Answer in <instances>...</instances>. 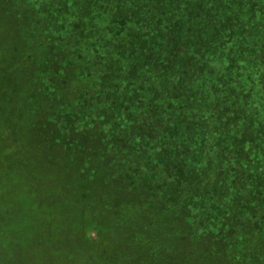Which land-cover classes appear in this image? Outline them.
I'll use <instances>...</instances> for the list:
<instances>
[{"label": "trees", "instance_id": "1", "mask_svg": "<svg viewBox=\"0 0 264 264\" xmlns=\"http://www.w3.org/2000/svg\"><path fill=\"white\" fill-rule=\"evenodd\" d=\"M37 1L39 0L34 2ZM36 5L32 2L23 4V0H0V220H7L8 215H15L20 219L25 217L29 225L40 224L41 233L32 232L28 236L32 245L42 250L47 233L51 231L56 236L59 229L67 228L56 224L64 219L69 220L70 213L76 212V208L80 207L79 203L90 202V195L84 199L86 194L79 197V194L71 193L73 185L82 187L81 184L88 177L87 169L91 168L95 160L90 151L86 153V145L82 150L75 149L71 144L72 139L77 136L73 134L72 129L67 134L66 128L62 134L65 137L61 136L56 141L49 136L42 137L48 148L51 147V151L44 148L47 151H44L41 157L43 153L39 154L41 151L38 152L37 147L31 146L30 141H34V138L30 136L35 135L36 131L33 132L31 128V133L29 132L30 115L24 114L28 106L14 100L10 103L7 101V94L11 90L9 86L12 84L8 81L10 71L5 65L7 56L11 55V71H22L27 57L30 56L28 52L31 53L32 50L35 55L29 59L33 61V69L36 68V60L42 61L45 58L51 65L46 66H54L52 71L47 68L48 74L63 71L67 60L60 58L59 53L61 49H65L61 36L65 37L66 33L59 27V20L67 22L65 19L70 18L73 20V25L69 28L72 32L70 50L75 62L82 59L79 56L83 55L82 44L85 39L90 40L93 45L96 44L94 51H103L108 58L115 59L117 57L116 52L112 50L113 45L121 47L124 44V48L129 49L137 45L139 51L147 50V53H157L155 49L161 48L154 60L164 63H156L155 68L147 70V74H165L166 80L171 77L178 78L182 84L191 85L186 86L187 88H195L191 95L180 92L176 101L181 104L188 102L200 105V119L196 121L200 130L193 136L189 128L185 127V124L182 125L178 131L184 130L183 140H176L179 144H176V141L170 143L172 145L168 154L172 162L169 158L165 161L166 165L173 167V171L176 169L174 174L170 173L174 176L170 186L178 190L183 189L177 194L179 200L176 204L180 206L178 210L185 209L187 218L183 224L179 222L178 230L186 235L191 234L197 245L195 255L187 258L191 264H199L198 261L204 259L216 261L212 256L230 258V250H215L216 247H227V244L226 240L215 233L211 213L217 209L225 211L234 208L231 205L233 196L225 195L229 186L234 189V184L241 183L244 178L251 181L264 179V146L261 143L263 137L257 127L259 125L250 123V113L254 109L248 104L247 108L241 104L237 105L242 100L244 104L250 101L256 105L259 100L264 99V59L260 53L262 48L255 47L264 45V0H70L67 9L70 14L67 18V12L64 14V11L58 10V14H55L54 10L46 9L44 6L47 5L43 0L41 5ZM137 5L139 7L133 12L127 8ZM32 12L38 13V18L31 16ZM130 12V15H125ZM34 18L40 23L32 24ZM41 20L45 25L48 23V26H42ZM49 20L54 21V25ZM74 20L76 23L77 20H84V23L76 27ZM156 36L159 38H151ZM255 36H260L263 40H254L255 43L252 44ZM54 37L57 38L56 42L50 39ZM232 37L236 40L231 39ZM130 41H134L130 47L125 45ZM199 56H204L207 62L203 71H200ZM224 60L226 63L222 64ZM58 62H65L64 67H57ZM111 63H108V70L113 69ZM228 63L231 66L225 67ZM236 69L240 73V80H231L230 74L236 76ZM207 74L219 75V82L232 88V94L224 97L226 109L220 110V104H217L214 112L213 99L220 90L212 87L213 83H210L212 81L206 77ZM251 83L259 84L255 87L254 99H250L252 95L242 88ZM126 92L128 96L122 100L131 97L135 99L127 90L124 93ZM200 96H204L201 102L196 100ZM117 99L119 100V97ZM112 101L113 97L105 99L101 105L104 112L111 106ZM231 101L236 103L232 104ZM128 102L122 101L123 104ZM257 109V114L264 118V105L258 106ZM219 114H222L221 118ZM51 115L49 110L43 112L40 117L50 126L54 123ZM35 119L36 122L39 121L36 117ZM229 121H232L230 127L222 130V126H226ZM17 132L21 134L18 135ZM142 134L141 136H146V133ZM82 144L83 142H79L78 145ZM52 159L56 161L55 166L50 165ZM99 159L104 160L103 155ZM212 160L217 166L209 167ZM258 169H261V172ZM191 171L194 174L190 173ZM97 174L98 172L93 177L91 186L96 184ZM178 176L183 177V181H177ZM154 180L156 183L158 179ZM64 189L67 193H64ZM112 189L115 190V187ZM192 190L195 192H189ZM107 195L108 193L100 194L97 199L91 196L94 198L91 199V202L94 201L92 205L80 207L83 216L79 217L78 229L85 230L87 236L90 231H95L96 235L102 234L104 238L106 236L105 243L108 245L111 242V234L100 222L101 209L105 208L104 204L109 200ZM113 198L112 195L111 199ZM260 198L264 199V196ZM248 201L247 196L243 195L238 204L248 207ZM96 205L97 209H93ZM161 208L159 210L164 211V216L169 217L166 206L162 204ZM240 209L242 211L243 208L240 206ZM87 212H90V216L84 215ZM94 213H97V217L93 216ZM242 213L244 218L249 215L245 211ZM227 218H230V215ZM256 218L262 221L255 232L261 231L264 239V213ZM163 220L167 221L168 218ZM247 220L249 217L244 219ZM229 221L227 219V222ZM253 235L255 234H251ZM231 237L234 238V233L228 236ZM24 241L25 239L20 243L23 245ZM53 242L52 236L46 245L50 246ZM143 245L146 246L145 243ZM187 246L191 251L195 250L192 244ZM235 249L233 253L243 254L238 247Z\"/></svg>", "mask_w": 264, "mask_h": 264}, {"label": "rangeland", "instance_id": "2", "mask_svg": "<svg viewBox=\"0 0 264 264\" xmlns=\"http://www.w3.org/2000/svg\"><path fill=\"white\" fill-rule=\"evenodd\" d=\"M34 1L23 0V4L32 2L34 6L41 5V0L37 3ZM43 1L47 5L44 6L46 9L54 10L55 14H58V10L64 11V14L67 12L66 18L69 16L67 9L70 0ZM136 7L139 6L127 8L132 9L133 12L137 10ZM131 12L125 15L128 16ZM31 16L38 18L39 14L32 12ZM41 21L44 26L45 22ZM59 21V27H62L66 33L65 37L61 36L65 49H61L59 54H61L60 58L66 59L67 62L66 65L65 62H58L56 65L60 68L65 65L63 71L58 73L53 71L48 74L47 68L52 71L54 66H46L48 62L45 58L42 61L36 60V68L33 69L31 66L33 61L29 59L35 55L33 50L31 53L28 52L30 56L27 57L22 71H11V55H8L5 65L10 71L8 81L12 84L9 86L11 90L7 94V101L10 103L14 100L23 106H28L24 114L30 115L28 120L31 124L29 127L28 123L27 127L30 128V133L31 128L33 132L36 131L35 135L30 136L34 141L30 142L32 147L38 148V152L41 151L39 154L47 150L51 151V147L48 148L43 142V136H49L56 141L61 136L65 137L62 134L66 128L67 134L72 129L73 134L77 136L76 139H72L73 143L68 140L75 149L82 150L86 145V153L90 151L95 160L91 168L87 169L88 177L81 184L82 187L73 185L71 193L75 192L74 194H79L77 195L79 197H84L83 195L86 194L84 199L89 198L90 195L89 203H79L81 208L92 205L94 201L91 202V199H97L100 194L108 193L109 200L104 204L106 209H101L100 222L111 234V242L107 245L106 236L104 238L102 234L96 235L95 231H90L87 236L85 230L78 229L79 217L83 216L80 207H75L76 212L70 213L69 220L64 219L56 224L67 228L59 229L56 236L51 231L47 233L45 239L48 237L49 239L43 240L42 250L33 246L28 236L32 232L40 234L42 226L38 223L29 225L24 216L20 219L18 216L8 215L7 220H0V264H191L187 258L195 255L197 245L191 234L186 235L178 230L179 222L183 224L187 218L185 209L178 210L180 206L176 204L179 200L177 194L183 189L178 190L170 186L172 177L174 178L170 173L174 174L176 169L173 171V167L166 165L165 161L169 158L168 151L172 145L170 143L183 140L184 130L178 131L182 125L185 124L193 136L200 130V126L196 124L200 119L198 114L202 109L200 105L188 102L181 104L176 101L180 92L184 91L191 95L195 88H187L186 86L191 87V85L182 84L178 78L171 77L166 80L165 74L164 76L157 72L147 74V70L155 68L156 63H164L154 60V56L161 52V48L155 49L157 53L153 51L147 53V50L139 51L137 45L130 49L124 48V44L121 47L113 45L111 47L116 52L117 59H115L108 58L103 51H94L96 44L93 45L90 40L85 39L82 44L83 55L79 56L82 59L75 62L70 50L72 32L69 28L72 27L73 20L67 18L65 19L67 22ZM49 22L54 25V21L49 20ZM39 23L36 18L32 21L34 25ZM83 23L84 20L82 22L77 20V23L74 20L76 27ZM259 37L255 36L252 44L255 43L254 40H263ZM151 38L155 40L159 36ZM50 39L53 42L57 41L56 37ZM231 39L236 40L234 37ZM133 42L130 41L125 45L130 47ZM255 47L262 48L260 53L264 59V45ZM128 55H132L133 58L126 57ZM199 57L200 71H203L207 62L204 56ZM262 61L264 66V60ZM108 63H111L112 70H108ZM225 63L224 60L222 64ZM230 66V63L225 65V67ZM235 74L236 76L230 74V79L240 80L237 69ZM206 77L212 81L210 82L213 83L212 87L220 90L218 93L214 92L216 93L213 99L214 112L217 104H220V110L226 109L224 97L232 94V88L219 82V75L207 74ZM257 85L259 84L251 83L242 87L252 95L250 99L255 98ZM126 90L135 99L131 97L122 100L128 96L127 92L124 93ZM112 97V104L106 108V113L101 105L106 98L112 99ZM196 100L201 102L204 96ZM122 101L132 102L129 105V102L123 104ZM231 103L236 102L231 101ZM238 103L237 105L241 104L246 108L247 104L252 105L254 111L250 113L252 117L250 123L255 122L259 125L257 127L262 134L261 143L264 146V118L257 114V107L264 105V99L259 100L256 105L250 101L244 104L243 100ZM49 110L52 114V122L54 121L50 126L40 117L43 112ZM218 116L221 118L222 114ZM35 117L39 121L36 122ZM231 124L232 121L227 122L226 126H222V130L227 129ZM142 133H146V136H141ZM17 134L21 133L17 132ZM79 142L83 144L78 145ZM102 155L104 160L101 161L99 158ZM53 161L54 159L50 161L51 166L56 165V161ZM169 161L172 162V158H169ZM212 166H217L213 160L209 162V167ZM258 171L261 172V169ZM97 172V182L91 186V181ZM156 178L158 180L155 183ZM176 179L183 181V177L178 176ZM112 187H115V190ZM233 187L234 189H230L229 186L225 195L233 196L231 205L234 208L225 211L217 209L211 213L215 233L226 240L227 244V247H216L215 250H230L231 252H228L230 258L211 255L216 261L204 259L199 260V264H264V239L261 231L255 232L259 222L262 221L256 216H262L264 213V199L260 198L264 196V179L257 178L251 181L244 178L241 183L237 182ZM109 192H111L110 196ZM189 192L193 193L195 190ZM64 193H67L66 189ZM112 195L113 199H111ZM243 195L249 200L248 207L238 204ZM91 196L95 197L91 198ZM162 204L166 206L165 210L169 213V217H165L164 211L159 210L162 209ZM184 204L185 202L182 205ZM240 206L243 208L242 211ZM97 207L96 205L93 209ZM243 211L249 213L247 216L249 220L244 221L247 217H243ZM84 215L90 216V212ZM229 215L230 218H227ZM93 216L97 217V213ZM163 218L168 220L164 221ZM227 219L230 221L227 222ZM232 233L234 238H228ZM253 233L255 235L251 236ZM22 236L24 237L20 238ZM52 236L54 242L47 246L46 243ZM23 239L25 241L22 245L20 241ZM188 244H192L195 250L191 251ZM236 247L243 253L242 255L238 252L233 253Z\"/></svg>", "mask_w": 264, "mask_h": 264}]
</instances>
